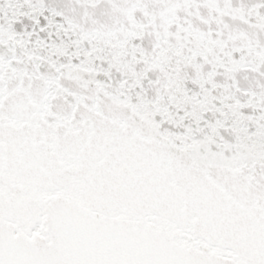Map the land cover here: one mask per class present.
Instances as JSON below:
<instances>
[{"label":"snow or ice","instance_id":"6c2138e0","mask_svg":"<svg viewBox=\"0 0 264 264\" xmlns=\"http://www.w3.org/2000/svg\"><path fill=\"white\" fill-rule=\"evenodd\" d=\"M0 264H264V0H0Z\"/></svg>","mask_w":264,"mask_h":264}]
</instances>
